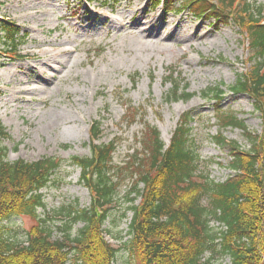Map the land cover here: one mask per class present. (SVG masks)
Instances as JSON below:
<instances>
[{"label":"rangeland","instance_id":"374dc122","mask_svg":"<svg viewBox=\"0 0 264 264\" xmlns=\"http://www.w3.org/2000/svg\"><path fill=\"white\" fill-rule=\"evenodd\" d=\"M167 1L172 4L0 0V18L17 25L22 38L18 57L0 56V123L7 135L0 136V146L7 149L6 161L89 157L90 126L97 121L99 143H116L112 162L115 168L122 167L139 151L143 122L156 128L168 146L182 116L189 113L200 172L215 182L231 176L229 149L215 145L214 138L220 136L245 150L249 145L239 129L220 131L217 118L235 115L249 133L264 138V121L254 111L253 100L229 91L251 68L248 41L230 21L195 19L189 12L176 11L180 0ZM252 1L264 7V0ZM40 50L54 53L29 58ZM169 72L195 96L187 102H166L169 85L164 81ZM220 85L223 100L214 106L201 93ZM126 105L141 112L140 118L132 120ZM80 178L79 168L64 163L41 190L44 208L37 210V216L62 226L65 219L58 215L62 208L87 209L91 195ZM131 184L129 177L119 184L113 208L101 226L104 242L118 250L113 264H138L122 246L132 217L128 199L134 196H127ZM138 203L136 198L133 205ZM34 224L25 216L4 223L8 236L17 240ZM82 226L75 224L72 233ZM53 237L62 235L57 230ZM222 264L229 260L224 258Z\"/></svg>","mask_w":264,"mask_h":264},{"label":"trees","instance_id":"16d2710c","mask_svg":"<svg viewBox=\"0 0 264 264\" xmlns=\"http://www.w3.org/2000/svg\"><path fill=\"white\" fill-rule=\"evenodd\" d=\"M151 2L153 6L172 4ZM176 11L237 25L248 41L252 65L229 91L252 99L254 111L264 121V7L252 0H180ZM21 39L20 28L0 18V56L18 57ZM173 73L164 81L169 85L165 101H189L195 94ZM221 87L201 94L217 106L224 96ZM125 110L132 120L141 115L127 105ZM189 115L182 116L168 146L156 128L143 122L139 151L117 168L112 162L116 143H99L97 121L90 127L89 157L8 162L7 149L0 146V264H67L70 259L73 264H113L118 250L104 242L101 226L113 208L119 184L127 177L132 179L127 196L134 197L128 199L132 217L122 246L136 263L222 264L227 258L229 264H264V138L249 133L235 115L217 118L220 131L241 130L249 148L215 137V145L229 149L228 169L233 173L224 182H215L198 169ZM0 136L7 138L1 123ZM66 162L80 169L91 203L84 210L74 205L62 208L58 215L65 220L62 226H53L37 216V210L44 208L40 192ZM136 198L139 203L133 205ZM23 216L35 224L21 240L9 237L4 223ZM79 222L83 226L73 234L72 227ZM57 230L60 239L53 237Z\"/></svg>","mask_w":264,"mask_h":264},{"label":"bare ground","instance_id":"6f19581e","mask_svg":"<svg viewBox=\"0 0 264 264\" xmlns=\"http://www.w3.org/2000/svg\"><path fill=\"white\" fill-rule=\"evenodd\" d=\"M35 14H36V13H35ZM52 52L54 53L53 50H52L51 52H50L49 50H40V52H39L37 55H32V54L30 55V54H28V56H29V58L35 60V59L38 58V56H39V57H42L43 55L48 56L49 54H52ZM64 52H65V51H64ZM17 93L19 94V93H21V91H20V90H17Z\"/></svg>","mask_w":264,"mask_h":264}]
</instances>
